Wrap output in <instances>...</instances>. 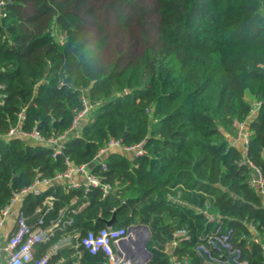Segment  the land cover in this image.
Here are the masks:
<instances>
[{"label":"trees","instance_id":"trees-1","mask_svg":"<svg viewBox=\"0 0 264 264\" xmlns=\"http://www.w3.org/2000/svg\"><path fill=\"white\" fill-rule=\"evenodd\" d=\"M0 1V134L23 110L21 129L59 135L87 103L92 108L64 140L75 164L89 162L110 138L127 146L143 141L144 149L134 157L119 148L105 153L106 169L92 172L111 185L106 194L93 188L84 197L82 188L54 183L24 195L20 210L30 215L52 196L49 216L65 208L68 230L79 237L116 212L114 228L148 226L146 264L173 257L203 264L194 246L215 224L196 209L209 204L248 263L262 264L247 224L264 241L263 199L249 185L254 169L239 162L249 160L264 175V0ZM254 100L260 106L250 116ZM242 121L250 132L245 156L231 145ZM52 151L28 138H0V208L37 174L65 169ZM180 228L189 239L166 254ZM50 244H38L34 260ZM71 251L52 261L64 256L62 264H74ZM103 260L84 251L76 264Z\"/></svg>","mask_w":264,"mask_h":264},{"label":"built area","instance_id":"built-area-1","mask_svg":"<svg viewBox=\"0 0 264 264\" xmlns=\"http://www.w3.org/2000/svg\"><path fill=\"white\" fill-rule=\"evenodd\" d=\"M0 6L2 8L4 7L3 1H0ZM0 15L4 16L5 13L1 12ZM1 88H4V86L0 84ZM259 106L260 101L254 100L249 115H253ZM91 108V104L84 103V108L75 113L72 126L56 136L45 137L35 127L30 131L21 129L18 123L24 117L23 110L18 114V123L10 126L5 134H0V138L19 136L31 139L41 145L51 146L53 149L51 154L52 158L60 156L65 165V169L57 172L53 177H44L37 174L28 186L14 191L7 204L0 209V261L4 257V263L1 264H50L51 258L61 248L72 245L78 250V254L84 251H87L91 255L102 254L104 260L98 264H132L131 259L127 256V250H123L119 242L129 237L134 239L135 236H137L136 241L142 240L145 237L144 231L131 232L128 227L114 228L112 226H105L96 231L89 230L83 236L79 237V233L72 234L68 230L72 224V219L65 216V208L59 209L56 216H49V212L53 207L54 198L52 196L46 197L42 204L36 206L30 215H26L19 207L17 208V205H20L22 202L24 195H38L54 183L64 182L69 188H82L84 197L93 188H99L103 194H106L112 190L111 185L104 183L100 176L94 174L92 172L93 168H89L88 164L95 161L96 165L101 166L105 170L106 163L103 158L105 153L112 148H119L126 154L133 155V157L140 156L144 153L143 141L127 146L123 145L120 139L110 138L105 146L100 148L89 162L75 164L63 153L64 140L70 132L75 130L77 121L86 115ZM235 126L237 128V134L231 139V145L237 146L240 144L242 146V154L245 156L250 132L245 129V121L235 122ZM246 162L254 169V175L249 179V185L259 190L264 206V175L259 167L247 159L241 160L239 164ZM208 208L209 204H206L204 209H196L205 216L207 222H214L215 224L214 228L199 235L198 241L194 246V251L201 258L202 263L249 264L243 257L241 246L233 240V229H225L223 226L224 221L209 213ZM9 222L12 223V227L4 234L5 226ZM247 228L253 233L251 240L259 244L263 259L262 264H264V241H261L256 235L257 230L254 224L248 223ZM3 236L5 238L1 242ZM74 238L76 239L75 243L73 242ZM187 239H189V234L186 228L175 230L172 233L170 241L166 243L164 252L166 254H172L179 242ZM241 239H246V236L242 235ZM47 243H51L49 248L39 258L34 260L37 245ZM132 249L136 257L140 258L135 248ZM177 263L174 257L171 264Z\"/></svg>","mask_w":264,"mask_h":264},{"label":"water","instance_id":"water-1","mask_svg":"<svg viewBox=\"0 0 264 264\" xmlns=\"http://www.w3.org/2000/svg\"><path fill=\"white\" fill-rule=\"evenodd\" d=\"M84 98H86V95H84ZM33 101L30 102L32 104ZM96 166V162L92 161L91 163L88 164L89 168H94ZM115 213H113L112 217L105 222L106 226H112L113 223L116 222V217ZM129 231L134 232V231H139L142 230L145 232V237L144 239L138 241V243H134L132 237L125 238L122 241L119 242L120 245L126 246L127 250V256L131 259L132 264H146L150 259H151V252L147 249V242L150 238V230L148 226L144 224H136L129 226ZM172 238V234H170V239ZM131 245H134L135 250L137 253H139L140 258L136 257L134 254V250L132 249Z\"/></svg>","mask_w":264,"mask_h":264},{"label":"crops","instance_id":"crops-1","mask_svg":"<svg viewBox=\"0 0 264 264\" xmlns=\"http://www.w3.org/2000/svg\"><path fill=\"white\" fill-rule=\"evenodd\" d=\"M6 205V204H5ZM86 205V204H85ZM85 205H83V206H85ZM20 208V205H17V208ZM1 209V208H0ZM14 213H15V211H14ZM12 218H13V216H12ZM133 225H136V224H133ZM130 226H132V225H130ZM12 227V223L11 222H9V223H7L6 224V226H5V229H4V234L6 233V232H8L9 231V229ZM129 227V226H128ZM139 231H142V230H139ZM72 234H75L76 232H72V231H70ZM77 233H79V232H77ZM4 236L2 237V240H1V242H3L4 241ZM76 239L74 238V243L76 242L75 241ZM133 241H134V239H133ZM140 241V240H139ZM170 241V240H169ZM168 241V242H169ZM166 245V244H165ZM131 247L132 248H134V245H131ZM49 248V247H48ZM47 248V249H48ZM121 248L123 249V250H126V246H125V244L124 245H122L121 246ZM46 249V250H47ZM62 249H68V250H72L69 254H68V259H72V258H75V261L73 262L74 264H76V263H78V262H80V259H81V256H82V253L81 254H78L77 253V249H75L74 247H73V245L72 246H70V247H63V248H61L60 250H62ZM59 250V251H60ZM58 251V252H59ZM57 252V253H58ZM57 253L54 255V256H56L57 255ZM54 256L51 258V261H50V264H62L63 262H65V257L64 256H62L60 259H58L57 261H52L53 260V258H54ZM3 259V258H2ZM1 259V261H0V264L1 263H4V260H2ZM173 259H174V257H173Z\"/></svg>","mask_w":264,"mask_h":264},{"label":"bare ground","instance_id":"bare-ground-1","mask_svg":"<svg viewBox=\"0 0 264 264\" xmlns=\"http://www.w3.org/2000/svg\"><path fill=\"white\" fill-rule=\"evenodd\" d=\"M136 237H137V236H135V237H134V243H136V244H137V243H138V241H136V239H137Z\"/></svg>","mask_w":264,"mask_h":264},{"label":"rangeland","instance_id":"rangeland-1","mask_svg":"<svg viewBox=\"0 0 264 264\" xmlns=\"http://www.w3.org/2000/svg\"><path fill=\"white\" fill-rule=\"evenodd\" d=\"M2 260H4V257H3V259Z\"/></svg>","mask_w":264,"mask_h":264}]
</instances>
